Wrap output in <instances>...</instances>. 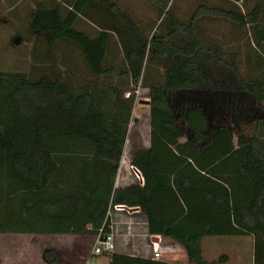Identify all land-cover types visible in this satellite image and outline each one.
Listing matches in <instances>:
<instances>
[{"label":"trees","instance_id":"16d2710c","mask_svg":"<svg viewBox=\"0 0 264 264\" xmlns=\"http://www.w3.org/2000/svg\"><path fill=\"white\" fill-rule=\"evenodd\" d=\"M140 1L162 16L153 25L117 0L32 11L30 66L0 71V235L104 236L124 206L145 215L149 235L177 243L188 264L226 259L202 257L206 237H249L253 264H264V0H197L186 20L169 0ZM215 19L250 35L245 60L204 35L201 22ZM139 88L150 90L151 138L132 166L144 184L119 189ZM176 94L186 99L174 104Z\"/></svg>","mask_w":264,"mask_h":264},{"label":"rangeland","instance_id":"374dc122","mask_svg":"<svg viewBox=\"0 0 264 264\" xmlns=\"http://www.w3.org/2000/svg\"><path fill=\"white\" fill-rule=\"evenodd\" d=\"M117 1L125 5L136 19L144 21L145 23H147V25L150 22L153 25L156 19H160L162 17L159 16V13L155 9L147 6L140 0ZM207 3L212 5H228V3L223 0H207ZM237 4V6H243L241 2H238ZM196 6L197 0H169L168 3V7H172V12L174 11L178 15V17L183 20H186L190 16ZM243 11H245L244 7ZM157 26L158 24L156 25V27ZM201 27L205 36L222 42V44L229 50L238 51L242 60H245L246 56L252 53L253 45L250 35H245L242 30L233 27L230 22L218 19L211 21L204 20L201 22ZM5 31L10 34V41L13 43H15L19 38L17 35H15L13 29L9 30L8 27H6ZM248 32L249 31L247 30V33ZM19 33L23 34L25 33V30L19 29ZM75 48L78 50L76 46ZM31 50L32 48L30 47H28V50H25L20 49L19 47L15 48L13 46H10L8 53L1 52L0 50V71L27 70L31 64ZM242 70H245L244 66L242 67ZM136 96L137 104L134 117L145 119L146 117H148L149 113V89L146 90L139 88L136 92ZM185 99V96H183L182 94L173 95L174 104H180ZM220 122H222L221 118L219 116H216L212 127L214 128L216 125L222 124ZM135 127V125L132 127L133 130ZM112 217H115L113 212L110 215V218ZM54 237L55 236H49L46 238L35 236H0V264H25L26 262L28 264H33L38 260L39 256H41V259L43 260L44 253L46 251H54L56 254L60 255L58 258L60 259V264L68 263L70 261V258L73 259V262H83L84 260L86 262L91 256L90 252L93 247L94 240L98 239L93 238L91 242H87L85 238L80 239L75 238L74 236L59 238ZM87 240L90 241V239ZM212 242L213 244L211 248L207 247L206 245L203 247V252L206 260L216 261L219 260V258L226 256L229 261L228 264H253V244L251 238L216 237V239H212ZM36 244L37 246L39 245L41 247V253H38L34 250L33 245ZM78 246L79 248L75 252ZM171 259L182 261V258L179 254H176L175 258L163 255L161 260ZM89 262L90 263L88 264H95L96 258L93 261Z\"/></svg>","mask_w":264,"mask_h":264},{"label":"crops","instance_id":"0c3cea01","mask_svg":"<svg viewBox=\"0 0 264 264\" xmlns=\"http://www.w3.org/2000/svg\"><path fill=\"white\" fill-rule=\"evenodd\" d=\"M57 0H0V50L1 52L8 53L10 46L15 48L28 50V47L32 46L36 42V35H32L30 31V16L32 11L40 4L51 7L55 5ZM13 29L15 35L19 38L15 43L10 41V34L5 31V28ZM19 29L25 30V33L20 34ZM13 32V33H14ZM6 50V51H5ZM27 59V58H26ZM27 61V60H25ZM28 63V62H27ZM148 90V89H146ZM150 96V90H149ZM148 117L135 118V108L133 111V121L129 127V133L127 136L123 157L120 163L119 171L116 178L115 187L119 189H129L132 187L142 186L137 178L132 173V161L135 159L138 151L140 149H148L150 147V105ZM142 116V115H141ZM136 126L133 130V126ZM128 151V152H127ZM115 217L111 218V233L115 239V251L114 254L125 255L135 258H142L151 260L153 256V246L151 241H157L160 245L168 250L164 255L176 257L179 254L182 261L175 259L165 260L168 262L178 263V264H188V259L185 251L173 240L164 238L161 236H152L148 233V224L145 215L140 213L139 210L124 209L122 211H114ZM8 236V235H0ZM9 236H19V237H72L73 235H9ZM58 236V237H57ZM75 238H85L87 242H91L93 238H97V235H83L74 236ZM156 238L157 240H153ZM216 237H206L201 243V254L205 259L203 247L206 245L211 248L213 242L212 239ZM218 238V237H217ZM242 238V237H241ZM249 238V237H248ZM87 239H90L88 241ZM97 239L94 240L93 247L91 249V254L96 246ZM34 250L41 253V247L37 244L33 245ZM79 246L76 248L75 252L78 250ZM45 252V250H44ZM58 255V254H57ZM60 255H58L59 258ZM73 256V255H72ZM43 257V256H42ZM44 258V257H43ZM75 258V257H74ZM96 258L95 264H109V258L106 256L94 257L90 261ZM90 259V258H89ZM253 259V256H252ZM206 260V259H205ZM230 260V259H229ZM89 260L79 262L70 261L66 264H87ZM208 261V260H206ZM217 261V260H216ZM208 262H213L208 261ZM228 259L223 260L221 264H228ZM90 263V262H89ZM25 264H28L27 262ZM31 264V263H29ZM33 264H49L44 259L39 256L38 260ZM55 264H60V259Z\"/></svg>","mask_w":264,"mask_h":264},{"label":"built area","instance_id":"2783aa9c","mask_svg":"<svg viewBox=\"0 0 264 264\" xmlns=\"http://www.w3.org/2000/svg\"><path fill=\"white\" fill-rule=\"evenodd\" d=\"M129 96H130V94L127 93L126 97H129ZM131 169H132L133 175L137 178V180L140 182V184L143 185L144 179H143L140 171L133 166H131ZM124 209H125L124 206H116L115 207V211H122ZM97 238L98 239H97L96 246L94 247V249L92 251V254L90 256L89 261L94 257L103 256L104 254H112L115 251V239H114V236L112 234H108V235H104V236L99 235ZM153 240H157V239L153 238ZM151 244L153 246L152 259L153 260H161L163 255L165 253H167L168 250H165L160 245V243H157V241H151ZM89 261L87 262V264L89 263Z\"/></svg>","mask_w":264,"mask_h":264},{"label":"water","instance_id":"95a60500","mask_svg":"<svg viewBox=\"0 0 264 264\" xmlns=\"http://www.w3.org/2000/svg\"><path fill=\"white\" fill-rule=\"evenodd\" d=\"M146 102H148V101H146ZM149 103V102H148ZM154 239H156V238H154ZM105 240V239H104Z\"/></svg>","mask_w":264,"mask_h":264}]
</instances>
